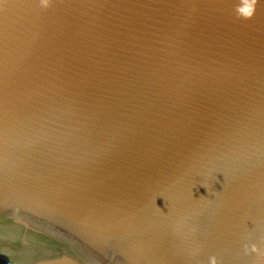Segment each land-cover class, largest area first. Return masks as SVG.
<instances>
[{
  "label": "water",
  "instance_id": "95a60500",
  "mask_svg": "<svg viewBox=\"0 0 264 264\" xmlns=\"http://www.w3.org/2000/svg\"><path fill=\"white\" fill-rule=\"evenodd\" d=\"M242 2L0 0V264H264Z\"/></svg>",
  "mask_w": 264,
  "mask_h": 264
},
{
  "label": "clouds",
  "instance_id": "9594fccd",
  "mask_svg": "<svg viewBox=\"0 0 264 264\" xmlns=\"http://www.w3.org/2000/svg\"><path fill=\"white\" fill-rule=\"evenodd\" d=\"M258 0H243L239 6L236 8L238 18H243L245 20H250L253 18L256 12V4ZM50 6V0H41V7L48 9ZM207 189L205 185H203ZM260 244H264V237H261ZM246 255L256 254L258 256H264V250L256 244L245 245L244 248ZM209 264H222V262L215 256L209 257Z\"/></svg>",
  "mask_w": 264,
  "mask_h": 264
}]
</instances>
